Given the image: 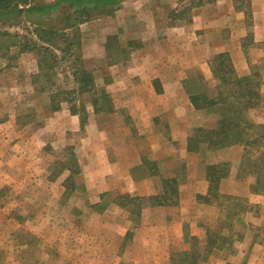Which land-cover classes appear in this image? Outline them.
Wrapping results in <instances>:
<instances>
[{
  "label": "crops",
  "instance_id": "1",
  "mask_svg": "<svg viewBox=\"0 0 264 264\" xmlns=\"http://www.w3.org/2000/svg\"><path fill=\"white\" fill-rule=\"evenodd\" d=\"M30 1L52 3L55 0ZM181 5V0H124L112 16L96 18L80 25L81 54L85 67L91 60L104 62L107 66L105 73L109 79L103 84L111 94L114 111L109 116L117 123L119 132L116 129L114 132L103 130L89 100L76 102L87 105L83 128L79 116L71 113L67 101L61 102L58 111H51L53 92L49 89L42 91L33 79L39 74L35 53H19L17 47H10L9 54L18 57L17 64H3V68H0L1 95L2 90H6L9 85L5 84V77L9 76L5 74L7 71L17 74L15 77L10 74L8 78L11 82L15 80L13 86L22 88L24 84L23 92L30 97L35 98L38 89L46 95L41 104L47 106L49 116L45 124L26 139V146H31L26 147L29 149L26 155L33 153V145H37L40 137H44L43 133L61 132V140L74 145V151L79 154V173L75 176L79 179L77 184L81 189L89 192V199L97 200L111 190L120 195H157L161 193V181L157 182V174L160 173L149 165L142 155L143 151H151L159 164H165L170 172L168 178H175L179 183V203L175 207L146 208L147 217L153 215L151 211L166 217L160 228L143 227V233L149 239L159 238L152 240V243L151 240H144L140 244L143 252L172 247L174 242L170 240L176 237L180 241L184 227L187 226L186 221L204 217L201 211L213 212L218 220L217 208L198 200L199 195L204 196L208 192L205 173L208 165L229 162L230 174L221 180L220 193L244 197L250 204H259L261 213L264 212V196L251 194L248 184L236 180L241 146L216 151L205 148L198 152L188 151L191 117L197 115L198 111L193 108L182 83L183 74L189 69L201 72L207 78V60L221 52L229 54L240 75H247L251 66L264 63V0H249L250 19H247L245 12L237 9L234 0L205 3L193 8L196 12L187 24L174 23L171 19L172 12H177ZM109 36H116L123 48L129 42L136 44L127 60L110 64L107 62L106 41ZM26 61H29V68ZM100 68L92 72L97 86ZM22 75L27 78L25 82L18 78ZM23 92L18 94L22 95ZM261 94L264 97V84ZM31 99L29 102L34 105L35 99ZM120 111L131 116L139 132H134L131 125H126L119 115ZM249 119L253 123H264V106L251 109ZM162 120L171 121L170 132H163L160 125ZM70 132L74 133L73 137L68 135ZM139 170L142 175L137 174ZM66 172L69 176L70 172ZM51 181L64 188L65 179ZM172 210H175L173 215L170 213ZM248 214L252 213H247V219H250ZM212 226L192 228V234L203 238L207 228ZM161 236L163 240L165 237V241H160ZM259 248L264 249L260 245ZM145 262L151 263V260Z\"/></svg>",
  "mask_w": 264,
  "mask_h": 264
},
{
  "label": "rangeland",
  "instance_id": "2",
  "mask_svg": "<svg viewBox=\"0 0 264 264\" xmlns=\"http://www.w3.org/2000/svg\"><path fill=\"white\" fill-rule=\"evenodd\" d=\"M181 2V8L178 11L191 7L197 0H181ZM195 12L196 9H191L183 16L171 19L174 23L187 24ZM25 26L29 27V24L22 25L20 28L0 24V32H9L11 35L25 34ZM1 40L0 68H3V64L7 66L17 64L18 57L6 51L9 42L16 39L5 36ZM26 63L29 68V61ZM71 64L72 59L58 64L57 76L53 77L52 85H49L48 79L46 80L43 75L33 79L39 87L51 86L49 91L52 92L72 91L76 88V84L71 76ZM128 64L129 62L125 65ZM254 66L259 68L264 84V63L251 66L249 74ZM86 67L91 72L97 67H102L101 75L98 74L96 79L98 84L96 88L104 90L112 99L103 84L109 79L105 73L107 71L105 63L91 60L87 62ZM208 69V77L203 76L207 85L212 88L216 81L209 66ZM193 70L189 69L183 74L182 83L185 80L195 79L198 72ZM5 74L12 75L11 77L17 76L8 71ZM9 76L5 77L7 79L5 84L9 85L6 90H2L3 94H0V124H2L0 127V188L4 190L0 200V264H171L173 254L190 247L188 238L194 236L192 228L204 229L207 225L214 227L217 224L213 212L201 211L200 214L204 217L186 221L187 226L184 227L180 241L170 236L174 237L169 239L174 242L172 247L143 252L140 244L144 240H151L152 243V240L159 239L154 237L149 239V236L143 233V227L160 228L166 216L163 217L157 215L156 211L155 213L151 211L153 215L147 217L146 208L149 207H142V205L135 207L133 203L129 204L130 209L133 210V214L129 215L126 208L119 204L123 202L119 198V192L114 190L101 195L97 200L89 199V192L81 189L77 184L79 179L74 175L63 185L64 188L53 183L51 180L54 179L66 181L68 178L66 164L73 159L77 163L79 154L76 150L74 151L76 149L74 145H68L61 140L59 135L61 132H46L43 133L44 137H40L37 145H33L31 150L33 153L26 155V152H29L26 147L31 148L29 144L26 146V139L33 136V133L45 124L49 116L47 106L41 104L42 100L46 99V95L41 94L43 92L38 89L34 95L35 98L30 97L23 92L24 84L22 88L13 86L15 80L11 82ZM18 78L22 82L27 79L25 75ZM100 84L103 85L100 86ZM20 92H23L22 95L18 94ZM76 98V102L89 100L88 95ZM30 99L31 101L35 99L34 105H31ZM262 106H264V97L259 107ZM85 108L87 113V105ZM119 115L125 120L126 125L134 128V132H139L135 127V121L127 112L120 111ZM98 120L105 132H114L115 129L119 132L117 123L108 113H99ZM216 120L215 115L198 111L197 115L191 117V134L197 127L213 126ZM170 122L160 121L163 132L171 131ZM68 135L73 137L74 133L70 132ZM76 135L78 137L80 132ZM142 155L150 163L149 165L160 173L157 174L158 183L159 180L162 183V180L168 178L170 172L165 168V164L161 162L159 164L151 151H143ZM137 174L142 175V171L139 170ZM159 187L162 188V185L160 184ZM178 203L170 206L175 207ZM252 205L255 209L251 212L252 214H248L250 219H247L246 214L244 220L255 226L264 227V212L261 213V206ZM173 212L175 210L170 213L173 215ZM204 212L209 220L205 218ZM234 226L237 232L243 234V238L234 243L232 251H215L207 261L201 264H264V249H260L259 244L253 242V230L237 223ZM205 236L206 233L203 238L195 237L203 242ZM161 237L160 241H165V237L164 240ZM145 260H151V263H146Z\"/></svg>",
  "mask_w": 264,
  "mask_h": 264
},
{
  "label": "trees",
  "instance_id": "3",
  "mask_svg": "<svg viewBox=\"0 0 264 264\" xmlns=\"http://www.w3.org/2000/svg\"><path fill=\"white\" fill-rule=\"evenodd\" d=\"M124 0H55L52 3H31L30 0H0V24L24 27L25 34L0 32L1 38L10 37L6 51L17 47L19 53L33 52L37 56L39 74L52 82L57 76L56 67L60 62L72 59L71 76L76 88L72 91H57L51 94V111H58L61 102L69 103L70 111L78 115L83 128L86 121V108L83 103H76V97L88 95L95 113H112L113 102L104 90H97L93 73L85 67L81 54L80 25L93 19L112 16ZM215 0H197L191 7L172 12L171 18L183 16L188 10L213 3ZM238 10L251 18L249 0H234ZM175 13H177L175 15ZM191 22V18L187 23ZM136 44L129 42L121 47L116 36H109L106 41V60L110 63L127 60ZM216 84L210 88L202 73L195 79L185 80L183 86L195 110L215 115L217 120L211 127H197L188 138V151L198 152L202 148L208 151L241 146L243 151L236 172V180L249 185L253 195L264 196V124L253 123L249 111L262 103L261 88L263 77L259 68H251L249 75H239L227 52L217 53L207 61ZM52 78V79H51ZM51 80V82H50ZM51 87V86H50ZM42 86V90L50 89ZM231 165L221 162L205 168L209 184L206 195H199L198 200L213 205L219 211L217 224L206 230L205 240L191 236L190 247L171 256V264H201L207 261L215 251H232L234 243L243 238L235 230L234 224L253 230V242L264 246V227L247 223L244 216L253 212L255 206L244 197L224 195L219 191L221 180L229 177ZM70 175L79 173L78 164L71 160L66 164ZM161 193L150 196L120 195V206L133 214L129 204L135 207L170 206L178 203V181L175 178L162 180ZM4 190L0 188V200Z\"/></svg>",
  "mask_w": 264,
  "mask_h": 264
}]
</instances>
